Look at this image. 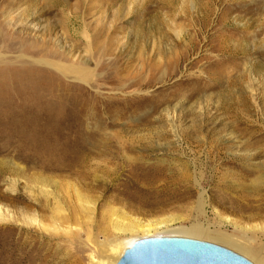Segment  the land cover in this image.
Instances as JSON below:
<instances>
[{
    "label": "rangeland",
    "instance_id": "1",
    "mask_svg": "<svg viewBox=\"0 0 264 264\" xmlns=\"http://www.w3.org/2000/svg\"><path fill=\"white\" fill-rule=\"evenodd\" d=\"M0 73L99 111L80 123L0 92V264H117L167 236L259 264L210 234L264 255V0H0ZM134 159L150 181L125 186Z\"/></svg>",
    "mask_w": 264,
    "mask_h": 264
},
{
    "label": "bare ground",
    "instance_id": "2",
    "mask_svg": "<svg viewBox=\"0 0 264 264\" xmlns=\"http://www.w3.org/2000/svg\"><path fill=\"white\" fill-rule=\"evenodd\" d=\"M43 62L46 65H49V66L53 67L54 69L58 70L62 74H65L68 76H73V78H75V80L77 79V80H80V81L87 83V78H86L87 75L82 76L84 73L82 75H79V73H81V71L79 72L78 70H75L74 67L68 66V65L63 64V63L54 64L52 62H46V61H43ZM5 76H6V74L0 73V92H4V91L16 92V93L18 92V95H17V96H19L18 98L24 99L25 101L29 100L31 98V101L29 103V106H31V108H36V107L42 106L41 110L43 109L45 112L51 111V110H56L57 108H59L58 110H61V119L63 117L66 118V115H67L66 113L68 111L74 110L73 111L75 113L74 116L76 115V120H77V122L79 121L80 123L83 122V117L86 115H89L90 117L95 118V115L99 114V111L97 109V105L95 104V101L97 99L95 101H93L94 99L91 100V99L85 97L84 94L83 95H71V94H61L60 95V94H56L55 91L58 88L57 85H54L52 83L43 82V81L39 80L38 78H36V76H34V75L25 76L24 74L16 75L15 73H11V74H8L6 76V78H4ZM51 76L52 75H50V77ZM43 78L46 79L45 77H43ZM59 87H60V85H59ZM37 95H39V96H37ZM32 97H33V100H32ZM259 100H260V97L258 96L257 102H259ZM150 102H151V100H150ZM152 103H154V101H152ZM71 107H73V108L70 109ZM142 107H138L137 109H132V110L128 109L126 111H116L117 112L116 114L120 115L121 117H125L129 113L141 114ZM30 110H32V109H30ZM63 110H65L66 113L64 112V114H63ZM39 112H40V110H39ZM73 112H71V113H73ZM71 113H69L68 116ZM167 115L169 117L170 125H171L173 132L175 134V138L177 139V141L180 138V140H179L180 142L179 141L178 142L181 143L182 142L181 141L182 136L180 134V127L178 125V119H179L178 108H175L174 111H171V110L167 111ZM78 117H79V119H78ZM41 119H42V115H41ZM68 120H69V118H68ZM65 124H66V121H65ZM192 131L195 134H199V130L196 129V126H194V129ZM194 141L196 143H198V137ZM102 152L107 153L108 150H104ZM145 172H146V170H145L143 163L140 162L139 159H134L132 163H129V173L130 174H129V177H128V180H127L125 186H127V184H131V185L137 184V182H139V181H150L149 180L150 176H147ZM185 177H187V175H185ZM203 198H204V196H202L201 200ZM204 202H206V201H203V203ZM203 203H201V204L203 205ZM137 228H138V226H135L132 229L136 230ZM208 231H206L202 226L196 225V226H193L191 228L190 232L193 235L198 236V235H202V234H210V233H208ZM210 236H212V239H214V240H220L221 242L228 244V245L240 250L241 252L245 253L246 255L253 257L259 264H264V255L262 252H260V250L259 251L255 250L251 246L247 245L246 243H243L242 241H240L238 239H235L232 236L223 235V234H218V235L210 234ZM133 243L129 247H131L133 245ZM129 247H127V249ZM96 264H100V263H96Z\"/></svg>",
    "mask_w": 264,
    "mask_h": 264
},
{
    "label": "water",
    "instance_id": "3",
    "mask_svg": "<svg viewBox=\"0 0 264 264\" xmlns=\"http://www.w3.org/2000/svg\"><path fill=\"white\" fill-rule=\"evenodd\" d=\"M117 264H253L238 253L206 241L167 236L136 240Z\"/></svg>",
    "mask_w": 264,
    "mask_h": 264
}]
</instances>
